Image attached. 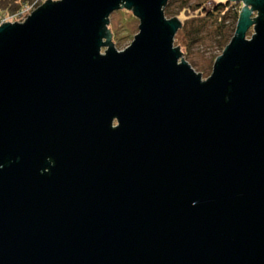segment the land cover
<instances>
[{"label":"water","instance_id":"water-1","mask_svg":"<svg viewBox=\"0 0 264 264\" xmlns=\"http://www.w3.org/2000/svg\"><path fill=\"white\" fill-rule=\"evenodd\" d=\"M168 1L47 0L0 25V264H264V0L227 1L206 81ZM120 9L139 20L123 52Z\"/></svg>","mask_w":264,"mask_h":264},{"label":"rangeland","instance_id":"rangeland-1","mask_svg":"<svg viewBox=\"0 0 264 264\" xmlns=\"http://www.w3.org/2000/svg\"><path fill=\"white\" fill-rule=\"evenodd\" d=\"M46 1L41 0L37 5H35V0L34 2L26 5V7L19 11L15 16L0 18V25L4 22L22 23L28 18V16H30ZM50 1L56 2L59 0ZM210 1L213 4H225L228 0ZM199 3H201V0H175L172 11H177L182 4H186L188 7H192ZM26 10L28 11V13L23 15L24 18H22L23 16L19 17L22 11L24 12ZM127 13H129L127 10L120 9L118 11L113 12L108 17V29L110 33L114 35V38H112L111 36L110 42L113 43V48L117 52L125 51L131 45L134 36L138 33L139 20L135 18L134 15L133 18L125 15ZM253 16L256 17V14H254ZM253 16L252 18H254ZM219 17L220 16L215 15L213 17L205 18L204 20H197L193 24H188V26L186 27V31L183 34L177 35V31L174 37L175 39L178 36L177 40L174 41V48H180L181 53H184L183 60L188 63V65L197 75L200 74L202 81L208 80V78L211 76L213 65L216 59L222 55L225 47L228 46V44L232 40L236 30L237 23L233 24L230 19V16H228L225 21H223L225 33L224 37L221 39L218 30L220 25ZM165 18L168 19L169 17ZM252 35L253 31L250 30L247 33L246 39L249 40ZM191 39H194L195 41L191 45L190 50L188 52L186 48L187 45H189V41ZM103 42L105 43V40H103ZM107 49L108 47L102 48L100 53L104 54ZM114 125H116V123Z\"/></svg>","mask_w":264,"mask_h":264},{"label":"trees","instance_id":"trees-1","mask_svg":"<svg viewBox=\"0 0 264 264\" xmlns=\"http://www.w3.org/2000/svg\"><path fill=\"white\" fill-rule=\"evenodd\" d=\"M35 0H0V18L15 16L19 11L26 7V5L34 2ZM175 0H169L163 7V13L168 19L175 18L181 23V28L178 30L177 35H181L186 31L188 24H193L197 20H204L205 18L213 17L215 15L220 16L219 33L221 39L224 37L225 29L223 27V21L230 16L233 24L237 23L240 7L238 3L225 4H213L210 0H201V3L188 7L186 4H182L177 11H172ZM210 4V5H209ZM129 12V11H128ZM133 18L131 12L125 14ZM201 22V21H199ZM112 38L114 35L111 33ZM178 37V36H177ZM177 37L174 41L177 40ZM173 41V42H174ZM194 39L189 41L186 50L189 52L191 45L194 43ZM175 42L173 43V45ZM175 47V45H174ZM177 48V47H176ZM179 48V47H178ZM181 53L180 48L178 49ZM186 51V52H187ZM182 54V53H181ZM186 55V54H185Z\"/></svg>","mask_w":264,"mask_h":264},{"label":"built area","instance_id":"built-area-1","mask_svg":"<svg viewBox=\"0 0 264 264\" xmlns=\"http://www.w3.org/2000/svg\"><path fill=\"white\" fill-rule=\"evenodd\" d=\"M40 1H41V0H36V2H35L34 4L37 5ZM45 1H46V0H45ZM43 4H44V3H43ZM27 13H28L27 10L24 11V12L22 11V13L19 15V17H20V16H23V15H25V14H27ZM22 18H24V16H23ZM22 18H21V19H22ZM4 23H5V22H4Z\"/></svg>","mask_w":264,"mask_h":264},{"label":"flooded vegetation","instance_id":"flooded-vegetation-1","mask_svg":"<svg viewBox=\"0 0 264 264\" xmlns=\"http://www.w3.org/2000/svg\"><path fill=\"white\" fill-rule=\"evenodd\" d=\"M239 5H240V9H241L242 5L241 4H239Z\"/></svg>","mask_w":264,"mask_h":264}]
</instances>
